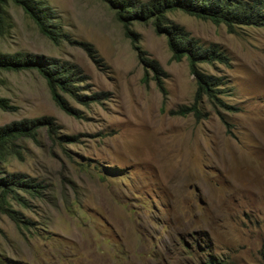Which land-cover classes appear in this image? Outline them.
<instances>
[{
  "label": "rangeland",
  "instance_id": "374dc122",
  "mask_svg": "<svg viewBox=\"0 0 264 264\" xmlns=\"http://www.w3.org/2000/svg\"><path fill=\"white\" fill-rule=\"evenodd\" d=\"M43 1L54 11L51 23L90 42L101 65L77 45L53 44L11 0L0 52L73 62L86 76L85 92L102 91L105 99L80 105L67 97L75 118L55 105L35 70L0 69V97L16 108L0 110V125L48 116L58 126L56 136L40 127L35 140L17 139L0 160V175L20 172L44 186L29 207L12 203L30 229L0 214V264H202L206 255L217 264H263L264 25L229 32L222 23L167 12L227 58L199 66L225 80L216 96L228 107L202 96L199 115H171L192 103L196 85L185 57L172 59L166 34L151 20L130 29L164 72V95L149 71L143 80L136 51L105 2Z\"/></svg>",
  "mask_w": 264,
  "mask_h": 264
},
{
  "label": "trees",
  "instance_id": "16d2710c",
  "mask_svg": "<svg viewBox=\"0 0 264 264\" xmlns=\"http://www.w3.org/2000/svg\"><path fill=\"white\" fill-rule=\"evenodd\" d=\"M7 0H0V35L4 31L3 24L8 17L4 5ZM12 3L34 22L38 31L58 45L62 41L79 46L88 59L95 64L101 65L94 46L84 40H75L67 33L61 31L58 26L51 23L54 11L43 0H11ZM108 7L114 10L117 21L121 24L123 34L129 38L132 48L136 51L139 63L145 70L143 80L146 82V71L161 95L165 94L162 78L164 72L157 61L137 44L136 34L130 29L133 22H145L151 20L156 33L166 34V43L174 60L185 57L189 73L195 82V91L190 105H181L168 113L171 115H184L192 112L199 115L197 103L202 96L208 100H215L223 104L216 93L223 92L220 88L225 83L220 76L205 73L200 69V63L212 64L218 61L227 64V58L216 45L203 46L193 37L189 36L180 26L171 23L165 14L174 10L182 11L199 19H208L214 24L222 23L229 32H233L240 26L264 25V0H102ZM9 27L10 24L6 22ZM1 70H35L45 81L51 100L64 113L72 117H80L77 108L67 100L80 105L90 102H98L105 99L104 92L87 90L86 76L81 69L68 60L42 54L27 52H0ZM15 106L9 103L5 97H0V110L14 111ZM44 128L49 136H56L58 126L51 117L41 116L37 118H21L0 125V160L13 149L14 142L21 137H29L35 140L38 128ZM61 139L67 138L61 136ZM112 173V172H111ZM44 186L27 174L20 172H8L0 175V214H5L12 223L19 227L30 229L32 222L24 217L19 210L12 207V203L22 207H29L33 201L40 200L44 196ZM206 254V253H205ZM202 264H217L214 258L206 255ZM264 264V255H263Z\"/></svg>",
  "mask_w": 264,
  "mask_h": 264
}]
</instances>
